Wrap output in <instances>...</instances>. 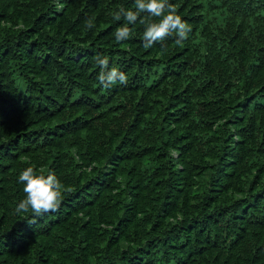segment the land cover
I'll return each mask as SVG.
<instances>
[{
	"label": "trees",
	"instance_id": "16d2710c",
	"mask_svg": "<svg viewBox=\"0 0 264 264\" xmlns=\"http://www.w3.org/2000/svg\"><path fill=\"white\" fill-rule=\"evenodd\" d=\"M134 2L0 0V264H264V0H168L163 49L116 43ZM27 167L58 211L15 213Z\"/></svg>",
	"mask_w": 264,
	"mask_h": 264
},
{
	"label": "clouds",
	"instance_id": "9594fccd",
	"mask_svg": "<svg viewBox=\"0 0 264 264\" xmlns=\"http://www.w3.org/2000/svg\"><path fill=\"white\" fill-rule=\"evenodd\" d=\"M134 8L135 11L125 10L121 7L113 15L114 20L123 19L125 21L114 32L117 44H121L131 37L132 28L129 25H135L138 21L144 25L142 44L145 48L151 49L159 43L163 49L165 41L173 34H175V42L178 45L189 39L191 27L182 20L176 12L175 5L169 3L168 0H135ZM141 14L145 15L142 16ZM154 17L159 18L158 22L152 19ZM85 27L91 30L94 27L93 20H87ZM93 59L95 66L100 69L97 80L104 89H109L117 83L122 86L127 85L126 73L116 66L109 67L107 56L97 54ZM39 171L42 173L43 169ZM81 171L88 172L91 171V168H84ZM18 182L23 184L25 198L15 208L16 214L31 211L35 216L40 217L59 210L65 186L55 173L37 174L36 169L27 167L19 174Z\"/></svg>",
	"mask_w": 264,
	"mask_h": 264
}]
</instances>
